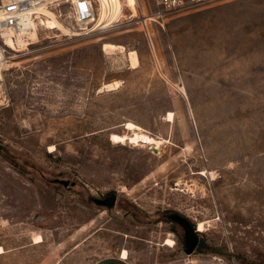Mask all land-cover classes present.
Segmentation results:
<instances>
[{
  "label": "rangeland",
  "instance_id": "374dc122",
  "mask_svg": "<svg viewBox=\"0 0 264 264\" xmlns=\"http://www.w3.org/2000/svg\"><path fill=\"white\" fill-rule=\"evenodd\" d=\"M118 2L87 35L50 7L69 31L40 16L3 78L0 264H264V0ZM127 122L159 147L113 142Z\"/></svg>",
  "mask_w": 264,
  "mask_h": 264
},
{
  "label": "built area",
  "instance_id": "2783aa9c",
  "mask_svg": "<svg viewBox=\"0 0 264 264\" xmlns=\"http://www.w3.org/2000/svg\"><path fill=\"white\" fill-rule=\"evenodd\" d=\"M220 0H152L163 12H173L195 4L213 3ZM67 4L81 35L97 20L98 0H0V99L4 95L3 78L14 55L22 50L29 39L31 22L39 21L35 8H47ZM28 45L31 42L27 41Z\"/></svg>",
  "mask_w": 264,
  "mask_h": 264
},
{
  "label": "bare ground",
  "instance_id": "6f19581e",
  "mask_svg": "<svg viewBox=\"0 0 264 264\" xmlns=\"http://www.w3.org/2000/svg\"><path fill=\"white\" fill-rule=\"evenodd\" d=\"M126 4L129 7H135L136 6V0H126ZM98 5H99L98 6L99 16L97 18L98 24H102L104 26L110 25L106 21V18L108 17L107 10L109 7H111V9H112V17H118L119 15H121V7H120V3L118 2V0H98ZM35 13L37 14L38 19L40 16H46L45 23H46L47 28L52 29V30H54L56 28H61V29H64L65 31L68 30L61 22H59L57 20L56 15L49 8H47L45 6H38L35 8ZM36 25H37L36 22H34V21L31 22L32 28H31L29 35H28L29 38L35 39L37 37ZM22 42H23V46L28 45L27 41H22ZM103 49L105 51H110V50H114V49H120L121 51H123L124 47L120 46V45H114L112 43H103ZM128 57H129V62L131 64V67L136 68L139 66V57H138V54L135 50L129 51ZM116 84H117V82L116 83H109V84H106L104 87H106V89H108V90H111V89L115 88ZM172 120H173V114L171 112H169V114L167 115V121L170 122ZM125 126L129 132H132V134L130 136H128L127 134H124V135L114 134L112 136L113 142L125 143L128 140L132 144H135V145L138 144L139 142H149V143H154V145L157 147H159V145L161 144V141L155 140V139L147 136L140 126H138L132 122H127L125 124ZM154 150H156V148ZM204 228H205V224L203 222H199L198 230L202 231V230H204ZM34 241H35V243H39L42 241V237L40 235H36L34 237ZM165 243L168 246H172L173 240L167 239ZM2 253H4V249L2 247H0V254H2ZM122 257H124V258L128 257V252L126 250H124L122 252Z\"/></svg>",
  "mask_w": 264,
  "mask_h": 264
},
{
  "label": "water",
  "instance_id": "95a60500",
  "mask_svg": "<svg viewBox=\"0 0 264 264\" xmlns=\"http://www.w3.org/2000/svg\"><path fill=\"white\" fill-rule=\"evenodd\" d=\"M116 201V196L112 195L106 199H96L95 202L98 205H102V206H106V207H112L115 204ZM173 219H175V221H177L179 224H181L184 229H185V243H186V250L185 252L187 254H191L198 242V238H197V232L195 230V228H193L190 223L178 216H174Z\"/></svg>",
  "mask_w": 264,
  "mask_h": 264
},
{
  "label": "crops",
  "instance_id": "0c3cea01",
  "mask_svg": "<svg viewBox=\"0 0 264 264\" xmlns=\"http://www.w3.org/2000/svg\"><path fill=\"white\" fill-rule=\"evenodd\" d=\"M166 245V243H165ZM126 250L128 252V257H122V252ZM118 253L113 255H109L105 258L98 260L95 264H136L133 260H131L129 250L124 249ZM184 264H194V263H184Z\"/></svg>",
  "mask_w": 264,
  "mask_h": 264
},
{
  "label": "flooded vegetation",
  "instance_id": "af4514ba",
  "mask_svg": "<svg viewBox=\"0 0 264 264\" xmlns=\"http://www.w3.org/2000/svg\"><path fill=\"white\" fill-rule=\"evenodd\" d=\"M108 198V197H107Z\"/></svg>",
  "mask_w": 264,
  "mask_h": 264
}]
</instances>
